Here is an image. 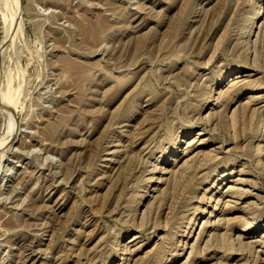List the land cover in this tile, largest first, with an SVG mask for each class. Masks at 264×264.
Listing matches in <instances>:
<instances>
[{
	"label": "rangeland",
	"instance_id": "1",
	"mask_svg": "<svg viewBox=\"0 0 264 264\" xmlns=\"http://www.w3.org/2000/svg\"><path fill=\"white\" fill-rule=\"evenodd\" d=\"M0 264H264V0H0Z\"/></svg>",
	"mask_w": 264,
	"mask_h": 264
},
{
	"label": "bare ground",
	"instance_id": "2",
	"mask_svg": "<svg viewBox=\"0 0 264 264\" xmlns=\"http://www.w3.org/2000/svg\"><path fill=\"white\" fill-rule=\"evenodd\" d=\"M259 16H260V14H257V15L254 16V17H255V18H254L255 21H256L257 18H259ZM4 85H5V84H4ZM10 87H11V86H10ZM7 90H9V89H7ZM11 91H13V90H11ZM14 91H15V90H14ZM2 94H3V96L6 94V92H5V88H4L3 92H2ZM15 94H16V93H15ZM7 103H8V102H7ZM9 103H11V102L9 101ZM9 103H8V104H9ZM9 106H10V105H9Z\"/></svg>",
	"mask_w": 264,
	"mask_h": 264
}]
</instances>
